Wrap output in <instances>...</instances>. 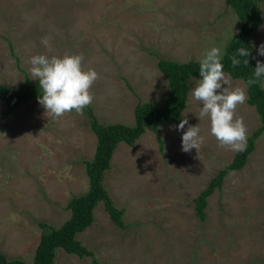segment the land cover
Instances as JSON below:
<instances>
[{
  "label": "rangeland",
  "instance_id": "rangeland-1",
  "mask_svg": "<svg viewBox=\"0 0 264 264\" xmlns=\"http://www.w3.org/2000/svg\"><path fill=\"white\" fill-rule=\"evenodd\" d=\"M259 9L264 19V1ZM239 26L225 0H0V84L19 87L18 67L34 80V55H82L85 70L98 73L90 105L97 120L133 125L138 102L161 106L167 95L159 57L200 61L212 47L222 55ZM262 43L264 21L251 40L256 62L264 63L257 54ZM225 75L232 88L246 91L241 79ZM198 80L189 79L180 121L146 129L132 146L121 142L113 150L103 184L123 209L124 227L99 202L93 223L77 234L100 264H264V131L246 164L208 196L205 219L195 214L194 198L236 152L219 145L208 117L199 118L202 105L192 96ZM236 116L243 117L247 136L260 125L247 102ZM185 118L188 124L177 130ZM189 125H198L204 137L199 152L182 151ZM95 144L86 114L53 118L38 99L0 117V251L8 258L30 264L38 222L57 227L69 217L68 200L88 188L84 161ZM54 264L92 263L57 248Z\"/></svg>",
  "mask_w": 264,
  "mask_h": 264
},
{
  "label": "trees",
  "instance_id": "trees-1",
  "mask_svg": "<svg viewBox=\"0 0 264 264\" xmlns=\"http://www.w3.org/2000/svg\"><path fill=\"white\" fill-rule=\"evenodd\" d=\"M262 1L264 0H225L226 4L236 13L240 26L225 44L221 55L223 70L230 77L241 79L245 83L246 102L255 108L260 117V125L247 136L246 150L235 152L231 161L225 163L194 198L195 214L200 221L206 217L205 208L208 196L214 190H220L227 174L241 169L246 164L248 156L255 148L256 139L264 131V76L256 84H247V81L253 77L256 67V53L251 40L257 28L264 21L259 9ZM240 47L251 51V55L247 57L248 65L243 64L245 57L237 55ZM234 55L241 60L239 66L232 64L231 57ZM16 61L18 62V59ZM157 67L165 76L168 84L165 100L161 106L152 101L138 102L133 109V125L119 122L102 124L97 120L92 106L84 108L83 113L87 115L88 125L96 137L94 154L91 159L84 161L88 188L84 193L74 195L68 200L66 207L70 215L62 224L54 227L42 221L38 222L41 234L30 264H54L57 248L80 258L89 257L92 264H100L95 254L77 239V234L93 223V211L99 202L103 204L112 222L118 227H124L123 209L115 206L103 184L104 173L110 167L113 150L121 142L132 146L146 129L156 132L162 123L180 121L188 97L189 79L192 77L201 79L199 60L176 61L159 57ZM18 68L23 72V82L19 87L0 84V101H3L5 105V111L0 114L1 118L13 114L21 105L36 100L43 94L38 80H32L21 67ZM157 139L162 149V139L159 136ZM0 264L29 263L21 258H8L0 251Z\"/></svg>",
  "mask_w": 264,
  "mask_h": 264
},
{
  "label": "clouds",
  "instance_id": "clouds-1",
  "mask_svg": "<svg viewBox=\"0 0 264 264\" xmlns=\"http://www.w3.org/2000/svg\"><path fill=\"white\" fill-rule=\"evenodd\" d=\"M48 46V39H42ZM258 55L264 56V43L259 46ZM237 55L245 57L243 64L248 65L247 57L251 55L250 49L240 47ZM255 58V57H253ZM233 66H239L241 60L236 55L231 57ZM29 69L34 80H38L43 94L38 102L44 107L46 113L53 118H60L75 110L82 113L84 108L91 105L94 94L91 89L98 79L94 69L83 67V56L78 54H65L62 57L34 55L29 61ZM198 80L192 89V96L202 105L199 118L208 117L210 132L217 139L221 147L232 151L242 152L247 148V126L243 117L236 116V109L247 100L244 88L231 87L230 79L225 75L221 62V49L212 47L205 51L200 58ZM264 76V63L259 60L254 68V75L247 81L248 85L259 82ZM227 85V87H223ZM188 120L182 119L177 130H183ZM198 125L191 126L183 132L182 151L190 152L193 148L199 152L204 143Z\"/></svg>",
  "mask_w": 264,
  "mask_h": 264
}]
</instances>
